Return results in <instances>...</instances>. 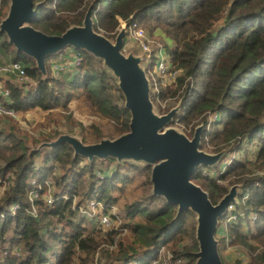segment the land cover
<instances>
[{"label": "trees", "instance_id": "trees-1", "mask_svg": "<svg viewBox=\"0 0 264 264\" xmlns=\"http://www.w3.org/2000/svg\"><path fill=\"white\" fill-rule=\"evenodd\" d=\"M32 1L41 4L30 23L46 33H59L69 24L80 23L89 4L93 28L107 37L114 35L120 19L126 26L135 23L149 37L159 30L168 62L180 71L167 85L155 79L153 99L180 98L174 117L184 129L189 128L188 133L203 123L202 148L241 149L217 174L208 175L198 168L190 176L212 202L230 184H242L231 210L235 218L215 231L218 244L240 248L248 256L244 264L264 262V176L260 173L264 172V0ZM6 2L1 0L0 16ZM78 51L79 62L55 75L47 63L50 56L45 57L47 75L42 79L33 60L16 52L0 34L4 61H20L30 78L26 83L1 78L8 90L5 104L16 112L32 107L45 110L80 97L95 113L111 119L118 132L126 130L128 111L122 102L113 101L98 71L102 67L89 53ZM211 112L218 117L207 121ZM3 117L0 264H146L160 248L180 258L181 264L194 263V224H185L189 210L172 220L175 205L161 199V206L140 220L103 227L79 209L95 200L104 212L115 205L116 211L108 212L115 221L119 215L143 214L148 202L157 200L150 193L149 166L116 162L111 157L73 156L64 142L35 150L24 136L6 127L4 120L9 118ZM72 121L83 128L77 119ZM244 140L255 142L248 157L240 147ZM238 208L241 212H234ZM225 264L241 261L237 258Z\"/></svg>", "mask_w": 264, "mask_h": 264}, {"label": "water", "instance_id": "water-1", "mask_svg": "<svg viewBox=\"0 0 264 264\" xmlns=\"http://www.w3.org/2000/svg\"><path fill=\"white\" fill-rule=\"evenodd\" d=\"M41 1L7 0L0 16V34L16 52L30 57L41 78L47 75L45 57L58 54L65 47L82 50L101 62V67L116 81L122 96V107L128 111L127 128L114 136H100L84 140L80 135L59 132L53 137L39 140L30 148L40 150L66 143L72 155L92 158H114L149 166L150 193L175 205L172 220L182 211L194 215V239L197 247L192 251L193 264H223L218 253L215 236L219 218L225 215L229 204H236L241 183L230 184L215 202L206 190L192 181L197 166H213L224 155L203 149L202 122L195 124L190 135L171 125L179 110L181 99L164 112L154 108L149 91V79L141 65L142 55L123 49L125 23L116 30L113 38L96 31L92 26L90 4L80 23L69 24L59 33H46L30 22ZM261 264H264L262 262Z\"/></svg>", "mask_w": 264, "mask_h": 264}, {"label": "rangeland", "instance_id": "rangeland-1", "mask_svg": "<svg viewBox=\"0 0 264 264\" xmlns=\"http://www.w3.org/2000/svg\"><path fill=\"white\" fill-rule=\"evenodd\" d=\"M123 24H124V21L120 19L118 28L119 26H122ZM143 33L145 35V38L147 39V44L150 48V52L152 56L157 57L158 55H162V57L167 60V54L165 53L164 49L161 47L162 46L161 39L159 38H161L162 36L159 33V30H155L154 37L150 36L151 38L144 32V30H143ZM112 38L113 36L110 37V39ZM122 47L125 51L131 49L134 52L140 53L142 55V60L140 61V63L145 68L146 74L149 79L150 97L152 96L151 99H152L155 110L160 113V112H164L168 110L171 106L175 105L178 99L180 98L178 99L177 98H174V99L165 98L163 99L164 101L163 105H161V102L163 101L153 99V93L155 94L157 91V86L155 85L154 81L156 78H158L162 85H167L175 80L179 72L176 71L174 74L172 73L170 75L165 74V75H162L161 77L156 76V74H154L153 69H152L153 68L152 60L149 61L148 59H145L144 51H142L139 48L135 40H133L128 34H124ZM64 51L67 55H70L73 50L70 49L69 47H65L61 52H64ZM66 54L61 53L59 54L58 58L61 57V59H67ZM55 55L57 54L49 55L50 57L47 58L49 64H51L52 62L59 61V59L57 60L54 59V57H56ZM0 60H6V57L2 55L1 52H0ZM97 63L101 66V62L99 60H97ZM98 71L99 73L102 74L101 75L102 80L107 84L108 86L107 89L110 91L113 101H115L117 104H121L122 96L116 86L115 79L109 73H107L104 69L101 70L99 68ZM67 114H71L70 115L71 117H67L66 116ZM217 117H218V114L216 112L208 113L207 121L217 119ZM74 119H77L79 122H81L82 127L87 126L85 130L83 128H80L79 125L73 122L72 120ZM4 122L7 128H11L17 134L24 136L26 138V141L29 144H32L37 140L53 137L54 135H52V131H56L57 133L59 132H70V133L77 132L78 133L79 132L82 135V138L84 137V140H88V141L95 140L100 136H110L111 137L119 133L117 129V125H114V122L111 119H108L107 117L103 115L95 113L91 108V104L86 99H81L80 97L72 98L66 103L65 106L52 107L46 110H42L39 107H36V108L32 107L27 110L21 111L19 115L18 116L16 115L14 119L12 118L5 119ZM171 125H174L177 128L186 132L187 134H190L188 133V131L185 130L186 128L185 129L183 128V124L179 122L178 117L173 118V122L171 123ZM254 143H255L254 141L252 143V142L244 140L242 144L240 145L243 151L244 150L246 151L247 157L250 156L251 153L253 152ZM205 148L207 150V147ZM240 150L232 152L226 149L224 152V155L221 157L218 163L214 164L213 166L200 165V166H197L196 169L199 168L202 173H205V174L207 173L208 175L217 174L218 170L220 171L223 170L224 165L229 162V159L230 157H232V155L234 157L239 155V152H241ZM240 192H241V187L238 189V193ZM161 199L162 198L157 197V200L154 199L148 202L147 209L143 214L135 213L134 215L130 217H122L119 215L118 216L119 220L116 224L121 225V223L135 222L136 220L142 219V216L145 213L153 211V210H157L161 206V201H162ZM73 201H75L74 198H73ZM92 202L96 204L91 205ZM98 205H99V202H95V200H93V201L86 202V204L81 206V208L79 209L83 211L84 213H86L88 217H91L94 224H98L100 217H101V213L103 212L102 209L98 207ZM110 207H113L114 212L116 211L115 205H112ZM229 209H232V208H229ZM234 212L240 213L241 209L239 208L234 209ZM186 213L187 214H186L185 224L189 225L190 222H193L194 224V215L188 211ZM251 216L254 217V215H251ZM234 218H235V213L229 214V211L227 212L226 217L225 215L220 217L217 227H216V232H218L217 228H220L223 225H225V222L227 220L234 219ZM125 232L126 233L128 232L127 227L124 233ZM163 250L164 248L159 249L161 256L167 253V252H164ZM218 250H219L218 253L220 255V258L223 264H225V262L226 263L234 262L237 258L240 259L241 264H244V261L248 260V256L243 251H241L240 248H238L235 245L226 244L225 246L223 245L221 246L218 244Z\"/></svg>", "mask_w": 264, "mask_h": 264}, {"label": "built area", "instance_id": "built-area-1", "mask_svg": "<svg viewBox=\"0 0 264 264\" xmlns=\"http://www.w3.org/2000/svg\"><path fill=\"white\" fill-rule=\"evenodd\" d=\"M1 5V0H0ZM125 23V22H124ZM126 33L137 43L139 48L144 51L145 53V59H148L149 61L152 60L153 65V72L156 74V76L161 77L165 74H174L176 71L179 72V69L174 68L171 66V64L168 62V60L164 59L162 55L152 56L150 52V48L147 44V39L145 38V35L143 33V29L140 27L135 26V23H131L126 26ZM151 54V55H150ZM67 59H61L58 62H52L49 64L50 70L52 74H57L58 72L62 70L69 69V66L75 65L79 62L81 59V55L78 50H73L70 55L66 56ZM178 74V73H177ZM12 77L15 81L18 82H29L30 78L25 73L24 67L18 60H9V61H0V123L1 119H3V116H6L7 118L14 119L17 115V112L14 111L13 108L7 106L5 102L8 101V90L4 87V84L1 80V78H7ZM163 101V100H162ZM164 104V101L161 102V105ZM213 116V115H212ZM186 131H189V128L185 129ZM264 176V172H260ZM46 201L50 202L51 197L49 195L46 196ZM96 203L92 202L91 205H94ZM112 206V205H111ZM233 204H229L226 208L225 217L227 212L229 211V214L231 213V210L234 208ZM99 208L102 207V205L99 203ZM232 208V209H229ZM107 212H102L101 217L99 220V223L103 227H107L111 225L112 223H117V221L110 218L108 212L113 213V207H108L106 210ZM164 252H167L166 254H163L161 256V253L159 252L155 257L151 258L146 264H181L182 260L180 258H173L172 254L167 251L166 249L163 250Z\"/></svg>", "mask_w": 264, "mask_h": 264}, {"label": "crops", "instance_id": "crops-1", "mask_svg": "<svg viewBox=\"0 0 264 264\" xmlns=\"http://www.w3.org/2000/svg\"><path fill=\"white\" fill-rule=\"evenodd\" d=\"M70 49H72V48H70ZM72 50H73V49H72ZM61 53L66 54L65 51H64V52H60V53H58L57 55H55L56 57H54V59H55V60H57V59L60 60L61 57L58 58V56H59V54H61ZM66 55H67V54H66ZM47 60H48V59H47ZM0 61H4V60H0ZM47 63H49V62H47ZM102 69H103V68H102ZM35 108H36V107H35ZM42 110H44V109H42ZM45 110H46V109H45ZM20 112H21V111H18V112H17V113H18L17 116L19 115ZM21 114H23V113H21ZM86 127H87V126H86ZM86 127L84 126L83 129L85 130ZM74 133H76V134H78V135H80V136L82 137V135H81L79 132H78V133H77V132H74ZM83 139H84V137H83ZM87 141H88V140H87Z\"/></svg>", "mask_w": 264, "mask_h": 264}]
</instances>
